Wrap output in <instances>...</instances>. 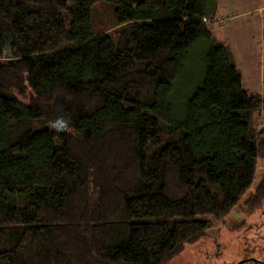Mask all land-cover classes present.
I'll return each mask as SVG.
<instances>
[{
    "label": "trees",
    "instance_id": "16d2710c",
    "mask_svg": "<svg viewBox=\"0 0 264 264\" xmlns=\"http://www.w3.org/2000/svg\"><path fill=\"white\" fill-rule=\"evenodd\" d=\"M217 11L0 0L24 49L0 55V264H169L242 200L262 207L264 176L244 197L264 161V86L244 85Z\"/></svg>",
    "mask_w": 264,
    "mask_h": 264
},
{
    "label": "rangeland",
    "instance_id": "374dc122",
    "mask_svg": "<svg viewBox=\"0 0 264 264\" xmlns=\"http://www.w3.org/2000/svg\"><path fill=\"white\" fill-rule=\"evenodd\" d=\"M220 32L224 33L222 29ZM0 34V55L6 53L15 58L24 53L8 23L1 19ZM260 44L264 53V36ZM67 122L66 101L59 99L44 124L58 130ZM263 176L264 161H259L258 177L244 199L255 190ZM257 262H264V204L250 211L242 200L226 219L218 221L208 230L206 237L188 245L169 264H259Z\"/></svg>",
    "mask_w": 264,
    "mask_h": 264
},
{
    "label": "crops",
    "instance_id": "0c3cea01",
    "mask_svg": "<svg viewBox=\"0 0 264 264\" xmlns=\"http://www.w3.org/2000/svg\"><path fill=\"white\" fill-rule=\"evenodd\" d=\"M212 29L218 41L229 44L244 85L261 91L264 84V53L260 44L264 36V0H218Z\"/></svg>",
    "mask_w": 264,
    "mask_h": 264
},
{
    "label": "water",
    "instance_id": "95a60500",
    "mask_svg": "<svg viewBox=\"0 0 264 264\" xmlns=\"http://www.w3.org/2000/svg\"><path fill=\"white\" fill-rule=\"evenodd\" d=\"M243 263V262H242ZM242 263H240V264H242Z\"/></svg>",
    "mask_w": 264,
    "mask_h": 264
}]
</instances>
